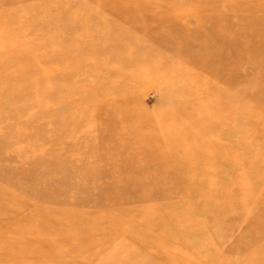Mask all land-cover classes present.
Listing matches in <instances>:
<instances>
[{
  "label": "rangeland",
  "instance_id": "rangeland-1",
  "mask_svg": "<svg viewBox=\"0 0 264 264\" xmlns=\"http://www.w3.org/2000/svg\"><path fill=\"white\" fill-rule=\"evenodd\" d=\"M0 264H264V0H0Z\"/></svg>",
  "mask_w": 264,
  "mask_h": 264
},
{
  "label": "bare ground",
  "instance_id": "bare-ground-1",
  "mask_svg": "<svg viewBox=\"0 0 264 264\" xmlns=\"http://www.w3.org/2000/svg\"><path fill=\"white\" fill-rule=\"evenodd\" d=\"M29 135H30V136H32V134H31V133H29ZM175 168H176V167H175Z\"/></svg>",
  "mask_w": 264,
  "mask_h": 264
}]
</instances>
